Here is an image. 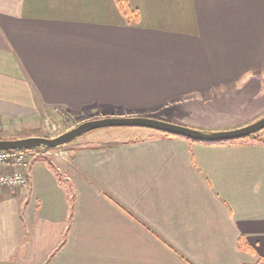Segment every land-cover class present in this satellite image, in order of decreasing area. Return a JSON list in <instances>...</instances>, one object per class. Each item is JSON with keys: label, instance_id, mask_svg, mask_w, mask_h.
I'll return each mask as SVG.
<instances>
[{"label": "crops", "instance_id": "crops-1", "mask_svg": "<svg viewBox=\"0 0 264 264\" xmlns=\"http://www.w3.org/2000/svg\"><path fill=\"white\" fill-rule=\"evenodd\" d=\"M128 2L139 22L118 0H0V128L124 109L205 130L247 125L175 101L244 104L254 81L264 97V0ZM100 131L35 151L29 184L0 188V264L264 261V143Z\"/></svg>", "mask_w": 264, "mask_h": 264}, {"label": "rangeland", "instance_id": "rangeland-1", "mask_svg": "<svg viewBox=\"0 0 264 264\" xmlns=\"http://www.w3.org/2000/svg\"><path fill=\"white\" fill-rule=\"evenodd\" d=\"M260 82V81H259ZM259 82H253L252 83V95H247L242 97L244 104L241 102V99H235L232 97H229L227 93L221 95V96H214V97H206V98H200V97H193L192 99L195 100L193 103H184V102H178L175 101V104L177 106V109H180L178 106H182L183 104L187 105V107H184L183 105V110L186 108H189L190 106L198 107L200 110L199 115H204V117L207 120V116H210L211 118H215L214 116L217 117L218 121L222 120L221 118L226 120H235L241 116L244 118L249 117V123L256 121L257 119L261 118L264 116V97H257L255 95L257 88L259 87ZM226 87V86H225ZM218 89V88H215ZM224 91H228V88H224ZM212 94H217L219 93L218 90H214L211 92ZM189 98H183L180 100H188ZM190 101V99H189ZM209 102L207 104L206 102ZM181 103V104H179ZM119 111H122L121 109H118ZM125 110V115H137L138 113L134 112H126L127 109ZM251 112H248V111ZM203 111V113H201ZM62 112V111H60ZM117 113V112H115ZM192 115L194 114L191 112ZM94 115H97V118L103 117L100 115H104V113L100 110L98 111H93V110H84L82 112H62V114L59 116H55L56 120L55 121H49L45 119L43 116L37 117L36 123H28V122H12L9 123L7 127L0 128V138H22V137H29V136H45V137H54L57 136L64 131L78 125L79 123L89 120V119H95L96 117ZM142 115V114H138ZM110 116H119L118 114H110ZM89 117V118H88ZM95 117V118H94ZM108 117V114L106 116ZM216 120V119H215ZM167 121V120H166ZM229 121V122H231ZM108 128H136V130H152V129H147V128H142V127H108ZM108 128H103V129H97L91 132H102L100 130H106ZM264 132V131H261ZM87 134H90V132L84 134L83 136L79 137L84 138ZM264 134V133H263ZM76 139V140H78ZM75 140V141H76ZM74 142V141H72ZM71 142V143H72ZM66 144L63 146H66L68 148L70 144ZM61 146V147H63ZM60 148V147H59ZM65 148V147H64ZM30 152H35V151H29ZM38 152V151H37ZM33 156H38L39 154H33ZM40 153V152H38Z\"/></svg>", "mask_w": 264, "mask_h": 264}, {"label": "water", "instance_id": "water-1", "mask_svg": "<svg viewBox=\"0 0 264 264\" xmlns=\"http://www.w3.org/2000/svg\"><path fill=\"white\" fill-rule=\"evenodd\" d=\"M108 127H142L199 142H223L250 136L264 130V116L245 126L228 130H205L151 116L119 115L89 119L54 137L29 136L0 138V150L54 149L75 141L84 134Z\"/></svg>", "mask_w": 264, "mask_h": 264}, {"label": "built area", "instance_id": "built-area-1", "mask_svg": "<svg viewBox=\"0 0 264 264\" xmlns=\"http://www.w3.org/2000/svg\"><path fill=\"white\" fill-rule=\"evenodd\" d=\"M32 153L18 149L0 150V188H17L29 184ZM2 264L22 263L4 262Z\"/></svg>", "mask_w": 264, "mask_h": 264}, {"label": "trees", "instance_id": "trees-1", "mask_svg": "<svg viewBox=\"0 0 264 264\" xmlns=\"http://www.w3.org/2000/svg\"><path fill=\"white\" fill-rule=\"evenodd\" d=\"M118 5L120 7V10L124 14V16H126V18H128L130 21H133V22H139L140 14L136 9H133L131 7L128 0H118ZM259 133L260 132L250 135V136L243 137V138L235 139V140H229V141H223V142H205V143H214V144L216 143H219V144L264 143V141L259 138L258 136ZM166 135L177 136V135H172V134H166ZM189 140L194 141L191 139ZM44 150H50V149L40 147V148L30 150V151H44ZM49 165L56 171L57 175L61 177L60 172L55 168V166H53L52 163H49ZM240 244L245 251L253 252L254 249L247 242L242 241L240 242ZM259 264H264V261H261Z\"/></svg>", "mask_w": 264, "mask_h": 264}]
</instances>
